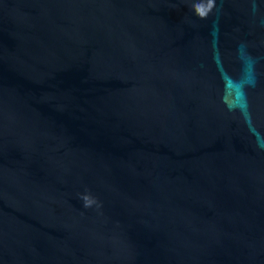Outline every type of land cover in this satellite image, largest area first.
Returning <instances> with one entry per match:
<instances>
[{
    "label": "water",
    "instance_id": "1",
    "mask_svg": "<svg viewBox=\"0 0 264 264\" xmlns=\"http://www.w3.org/2000/svg\"><path fill=\"white\" fill-rule=\"evenodd\" d=\"M0 264H264V0H0Z\"/></svg>",
    "mask_w": 264,
    "mask_h": 264
}]
</instances>
